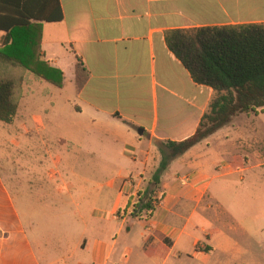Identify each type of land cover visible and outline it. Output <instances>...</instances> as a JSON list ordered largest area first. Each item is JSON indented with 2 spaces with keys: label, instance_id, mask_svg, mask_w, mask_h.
Returning <instances> with one entry per match:
<instances>
[{
  "label": "crops",
  "instance_id": "obj_1",
  "mask_svg": "<svg viewBox=\"0 0 264 264\" xmlns=\"http://www.w3.org/2000/svg\"><path fill=\"white\" fill-rule=\"evenodd\" d=\"M58 1L62 19L40 23V57L62 72V86L44 81L41 90L31 73L15 71L23 83L8 126L19 128L18 160L39 159V145L49 158L57 138L80 144L71 134H50L53 121V128H64L54 115L60 109L121 144L116 174L106 184L126 193L125 214L111 216L121 218L113 236L126 237L110 244L86 240L87 258L76 264H175L185 256L207 261L216 250L225 264H264V112L234 116L175 158L160 177L162 198L150 216L130 212L158 165L155 141L191 136L215 96L193 79L171 42L201 28L263 24L264 0ZM0 188L12 191L1 173ZM222 218V228L213 227ZM135 224L142 229L133 236ZM0 232V264H43L27 233Z\"/></svg>",
  "mask_w": 264,
  "mask_h": 264
},
{
  "label": "rangeland",
  "instance_id": "obj_2",
  "mask_svg": "<svg viewBox=\"0 0 264 264\" xmlns=\"http://www.w3.org/2000/svg\"><path fill=\"white\" fill-rule=\"evenodd\" d=\"M36 80L42 90L46 83ZM21 84L16 90L17 95L21 91ZM73 114L68 108L60 109L54 115L64 128H53L56 121L48 125L51 135L61 132L80 140L77 145L66 143L60 138L56 139V145L50 143L49 156L53 155L54 159L48 158L44 149L40 150L43 146L39 145L36 150L41 152L39 159L26 156L18 160L14 142L19 134L18 125L14 123L8 126L0 122V173L12 190L8 193L0 190V228L5 236L10 233H27L43 264H61L64 258L67 260L65 264H76L77 260L87 258L82 250L86 240H105L110 244L113 238L121 243L126 237L125 232L113 236L121 218L116 220L114 216L111 217L113 212L119 216L125 214L126 193L120 192L119 188L107 187L106 184L116 174V153L121 144H112L106 134L102 136L98 129L86 127L85 121ZM88 132L91 133V141L85 139ZM101 183L103 186H100ZM245 183L247 185L248 182ZM160 192L158 189L154 195L156 205ZM137 199L138 194L135 203ZM134 204L130 208L131 213ZM224 221L222 218L213 222V227L216 225L222 228ZM141 225L135 224L130 235L138 234ZM72 251L73 257L65 256ZM218 260L225 264L226 258L216 250L207 261L185 256L175 264H219Z\"/></svg>",
  "mask_w": 264,
  "mask_h": 264
},
{
  "label": "trees",
  "instance_id": "obj_3",
  "mask_svg": "<svg viewBox=\"0 0 264 264\" xmlns=\"http://www.w3.org/2000/svg\"><path fill=\"white\" fill-rule=\"evenodd\" d=\"M61 19L58 0H0V31L5 32L0 39V122L12 123L17 111L16 90L23 77L15 71L62 86V72L40 57V23ZM193 33L182 42H171V48L193 79L212 87L215 96L191 136L177 142L155 141L160 159L146 188L138 193L134 216L141 212L150 216L155 209L152 202L160 177L175 158L228 125L234 116L264 112V23L208 27ZM161 198L160 194L158 201Z\"/></svg>",
  "mask_w": 264,
  "mask_h": 264
},
{
  "label": "built area",
  "instance_id": "obj_4",
  "mask_svg": "<svg viewBox=\"0 0 264 264\" xmlns=\"http://www.w3.org/2000/svg\"><path fill=\"white\" fill-rule=\"evenodd\" d=\"M153 205L155 206L156 205V200H155V197L153 198Z\"/></svg>",
  "mask_w": 264,
  "mask_h": 264
},
{
  "label": "water",
  "instance_id": "obj_5",
  "mask_svg": "<svg viewBox=\"0 0 264 264\" xmlns=\"http://www.w3.org/2000/svg\"><path fill=\"white\" fill-rule=\"evenodd\" d=\"M138 133H139V134H141V133H142V131H141V130H139V131H138Z\"/></svg>",
  "mask_w": 264,
  "mask_h": 264
}]
</instances>
